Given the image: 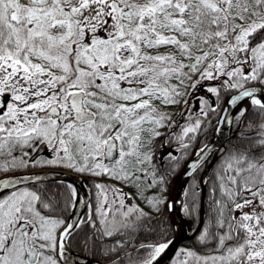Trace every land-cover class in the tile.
Masks as SVG:
<instances>
[{
	"label": "snow or ice",
	"instance_id": "snow-or-ice-1",
	"mask_svg": "<svg viewBox=\"0 0 264 264\" xmlns=\"http://www.w3.org/2000/svg\"><path fill=\"white\" fill-rule=\"evenodd\" d=\"M0 264H264V0H0Z\"/></svg>",
	"mask_w": 264,
	"mask_h": 264
},
{
	"label": "water",
	"instance_id": "water-1",
	"mask_svg": "<svg viewBox=\"0 0 264 264\" xmlns=\"http://www.w3.org/2000/svg\"><path fill=\"white\" fill-rule=\"evenodd\" d=\"M229 135H231V133H229L228 131H225L224 132V137H227ZM220 139H223V138H221L219 136H215V135H213L212 138H211V140H220ZM226 142H227V140L226 139H223V143L225 144ZM182 171H183V168L181 169V172ZM66 178H68V179L71 180V179L74 178V176L71 173H66ZM84 179H86V178H83V177L78 178L77 179V182H79L80 180H84ZM183 184H184L185 187L187 186V178L178 175V178H177V180L175 182L174 187H172V186L169 187L170 188L169 196L170 197H174L175 202H176V199H177L178 189ZM176 212H177V207L175 208V210L173 211V213H171V214L168 213L169 214V217H170V221L172 219H175L176 220ZM184 222H185V220H184ZM185 224H186V222H185ZM174 227L175 226L173 225V228ZM191 235H192V232L188 229V226L186 224L185 229L182 228L181 229V232H180V235L175 238L176 239V243L174 245V248L175 247H180L182 244H184L187 241H189L191 239ZM170 254H171V252L169 253V255Z\"/></svg>",
	"mask_w": 264,
	"mask_h": 264
},
{
	"label": "trees",
	"instance_id": "trees-1",
	"mask_svg": "<svg viewBox=\"0 0 264 264\" xmlns=\"http://www.w3.org/2000/svg\"><path fill=\"white\" fill-rule=\"evenodd\" d=\"M212 136L213 135H210L209 136V139L211 140V138H212ZM227 143L228 142H226L225 143V145H227ZM165 151H167V149H165ZM182 169V168H181ZM181 171V170H180ZM206 191V190H205ZM169 192H170V188H169V191H168V195H169ZM184 217V216H183ZM165 219L169 222V223H171V221H170V217H169V214L167 213V212H165ZM184 219H185V221H186V224H187V226H188V229L191 231L192 230V228H195L197 225H196V223L193 221V220H191V219H187L186 217H184ZM181 246H184V247H190L191 246V244H190V240L189 241H187L186 243H184V244H182ZM85 255H86V253H85Z\"/></svg>",
	"mask_w": 264,
	"mask_h": 264
},
{
	"label": "bare ground",
	"instance_id": "bare-ground-1",
	"mask_svg": "<svg viewBox=\"0 0 264 264\" xmlns=\"http://www.w3.org/2000/svg\"><path fill=\"white\" fill-rule=\"evenodd\" d=\"M185 188L184 184L181 185L178 189V193H177V199H176V207H177V212H176V221L179 224L182 220L184 221L183 217H182V213L180 212V204L179 201L182 199V191ZM186 224L184 222L183 224V229H185Z\"/></svg>",
	"mask_w": 264,
	"mask_h": 264
},
{
	"label": "rangeland",
	"instance_id": "rangeland-1",
	"mask_svg": "<svg viewBox=\"0 0 264 264\" xmlns=\"http://www.w3.org/2000/svg\"><path fill=\"white\" fill-rule=\"evenodd\" d=\"M182 217H183V215H182ZM184 218V217H183Z\"/></svg>",
	"mask_w": 264,
	"mask_h": 264
}]
</instances>
